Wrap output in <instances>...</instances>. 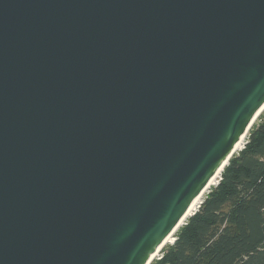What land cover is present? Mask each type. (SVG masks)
Segmentation results:
<instances>
[{
    "label": "water",
    "instance_id": "water-1",
    "mask_svg": "<svg viewBox=\"0 0 264 264\" xmlns=\"http://www.w3.org/2000/svg\"><path fill=\"white\" fill-rule=\"evenodd\" d=\"M263 111L264 0H0V264H151Z\"/></svg>",
    "mask_w": 264,
    "mask_h": 264
},
{
    "label": "trees",
    "instance_id": "trees-1",
    "mask_svg": "<svg viewBox=\"0 0 264 264\" xmlns=\"http://www.w3.org/2000/svg\"><path fill=\"white\" fill-rule=\"evenodd\" d=\"M167 245L151 264H264V111Z\"/></svg>",
    "mask_w": 264,
    "mask_h": 264
},
{
    "label": "bare ground",
    "instance_id": "bare-ground-1",
    "mask_svg": "<svg viewBox=\"0 0 264 264\" xmlns=\"http://www.w3.org/2000/svg\"><path fill=\"white\" fill-rule=\"evenodd\" d=\"M261 113V112H260ZM260 113H258V115L254 118L252 125L255 123V121L258 119V117L260 116ZM251 126L243 133V135L240 137L234 151L233 154L242 147L243 145V140L246 137L247 133L249 132ZM228 162H225L217 171L216 173L213 175V177L210 179V181L208 182V184L204 187V189L202 190V192H200V194L198 196H196V198L192 201V203L190 204L188 210L186 211L184 217L182 218V220L179 222V224L176 226V228L173 230L172 234L162 243V245L158 248V250H156V252L153 255V258L155 259L156 257L160 256V252L161 250L169 243H172L174 238H175V234L177 232V230L186 222V220L192 216L195 211L197 210V208L200 205V202L204 196V194L214 185L217 184L218 179L221 175V172L223 171L224 167L226 166Z\"/></svg>",
    "mask_w": 264,
    "mask_h": 264
},
{
    "label": "rangeland",
    "instance_id": "rangeland-1",
    "mask_svg": "<svg viewBox=\"0 0 264 264\" xmlns=\"http://www.w3.org/2000/svg\"><path fill=\"white\" fill-rule=\"evenodd\" d=\"M242 146H243V145H242ZM176 234H177V232H176ZM176 234H175V237H176ZM167 246H168V245H166L163 249H165ZM162 252H163V250H162ZM160 256H161V254H160ZM160 256H158V257H156V258H160Z\"/></svg>",
    "mask_w": 264,
    "mask_h": 264
}]
</instances>
